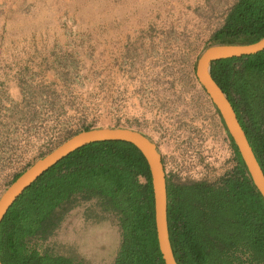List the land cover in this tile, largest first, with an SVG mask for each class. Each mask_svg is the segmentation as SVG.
Returning a JSON list of instances; mask_svg holds the SVG:
<instances>
[{
  "label": "rangeland",
  "instance_id": "374dc122",
  "mask_svg": "<svg viewBox=\"0 0 264 264\" xmlns=\"http://www.w3.org/2000/svg\"><path fill=\"white\" fill-rule=\"evenodd\" d=\"M234 1L0 0V194L86 125L141 129L178 181L231 167L230 140L194 63ZM64 220L44 249L83 264L113 261L114 215L92 199Z\"/></svg>",
  "mask_w": 264,
  "mask_h": 264
},
{
  "label": "trees",
  "instance_id": "16d2710c",
  "mask_svg": "<svg viewBox=\"0 0 264 264\" xmlns=\"http://www.w3.org/2000/svg\"><path fill=\"white\" fill-rule=\"evenodd\" d=\"M263 36L264 0H235L196 57L212 43H252ZM210 72L234 106L264 174V50L215 59ZM212 105L230 140L233 164L213 180L178 181L166 174L168 226L177 264H264V198ZM92 199L115 216L120 229L121 242L109 264H164L148 164L126 140L85 144L32 181L0 224L2 264H83L44 249L40 242L54 234L72 208Z\"/></svg>",
  "mask_w": 264,
  "mask_h": 264
},
{
  "label": "water",
  "instance_id": "95a60500",
  "mask_svg": "<svg viewBox=\"0 0 264 264\" xmlns=\"http://www.w3.org/2000/svg\"><path fill=\"white\" fill-rule=\"evenodd\" d=\"M263 50L264 36L252 43H212L206 46L196 57L194 73L199 84L219 109L228 131L242 155L253 185L264 198V174L247 138L246 131L227 94L214 80L210 72L211 62L215 59L252 55ZM100 140H126L135 144L143 153L150 173L159 249L165 261L164 264H177L169 234L166 173L162 163V153L155 140L142 132L141 129L133 126L98 125L81 129L47 154L37 158L35 161L33 160L1 192L0 224L8 212L10 205L32 181L36 180L44 171L66 155H69L85 144ZM0 264H2L1 260Z\"/></svg>",
  "mask_w": 264,
  "mask_h": 264
},
{
  "label": "crops",
  "instance_id": "0c3cea01",
  "mask_svg": "<svg viewBox=\"0 0 264 264\" xmlns=\"http://www.w3.org/2000/svg\"><path fill=\"white\" fill-rule=\"evenodd\" d=\"M65 221V220H64Z\"/></svg>",
  "mask_w": 264,
  "mask_h": 264
}]
</instances>
